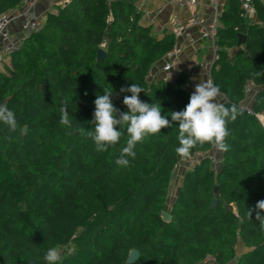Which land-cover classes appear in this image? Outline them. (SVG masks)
I'll return each instance as SVG.
<instances>
[{"label":"trees","instance_id":"obj_1","mask_svg":"<svg viewBox=\"0 0 264 264\" xmlns=\"http://www.w3.org/2000/svg\"><path fill=\"white\" fill-rule=\"evenodd\" d=\"M21 2L0 0V14ZM255 5L261 23L242 16L237 0L225 3L211 79L221 103L235 105L239 115L227 124L221 166L207 154L212 145L191 150L201 156L168 208L170 222L161 212L182 160L171 112L184 110L193 92L184 74L171 83L150 72L173 49L175 35L158 36L135 0H69L5 54L0 105L14 112L18 126L12 132L0 121V264H48L47 251L67 244L70 252L56 264H127L131 248L140 251L131 264H200L207 256L215 264H264V228L255 212L247 214L264 200V128L244 105V87L253 81L250 107L264 111V1ZM239 33L246 36L241 46ZM100 47L107 54L97 61ZM132 83L143 88L142 101L160 104L171 127L138 143L135 158L121 167L126 126L117 125L120 140L102 152L86 131L94 130L97 95L112 88L114 106L126 112L123 99L131 93L120 89ZM65 101L71 128L59 123Z\"/></svg>","mask_w":264,"mask_h":264},{"label":"clouds","instance_id":"obj_2","mask_svg":"<svg viewBox=\"0 0 264 264\" xmlns=\"http://www.w3.org/2000/svg\"><path fill=\"white\" fill-rule=\"evenodd\" d=\"M120 92L131 93L123 99L127 107L126 112H121L114 106L110 98L113 95V89L104 88L103 94L97 95L94 101V119L91 121L94 130L86 131L81 127L78 130L81 133L86 131V134L94 141L96 150L102 152L120 140L122 132L117 130L116 126H126L128 134L126 147L122 149L116 164L127 167L130 163L128 158L134 159L136 156L134 151L136 145L150 135L161 133L162 128L171 127V122L161 114L162 109L159 103L150 104L139 98V94L143 92L141 86L132 83L127 88H121ZM221 95L219 86L214 85L210 80L201 79L195 85V90L190 95L184 110L171 112V120L178 122L180 146L176 152L181 157H188L193 148L205 143L212 145L218 153L228 151L229 146L225 143L229 135L227 124L234 122L239 113L235 105L229 108L219 102ZM59 111V123L71 128L72 123L66 101L62 103ZM0 121L8 125L10 131L17 130L15 114L6 105H0ZM253 212H255V219L259 221V226L264 228V214H262L264 213V200H259L254 208L247 209L249 218ZM44 259L48 264H56L60 259V254L55 248H51Z\"/></svg>","mask_w":264,"mask_h":264},{"label":"crops","instance_id":"obj_3","mask_svg":"<svg viewBox=\"0 0 264 264\" xmlns=\"http://www.w3.org/2000/svg\"><path fill=\"white\" fill-rule=\"evenodd\" d=\"M63 0H38L35 5V11L38 16L44 19L49 11H52L54 7L62 4ZM201 9L204 13L210 14V2L209 0H200ZM227 0H225L226 2ZM135 4L138 10L142 14V20L144 23L152 24L154 30L158 36H162L164 32L173 33L171 25L174 19H178L180 24L184 26L182 35H175L176 45L179 46L180 51L178 53V63L175 66L174 71L178 74H184L187 78L185 84L186 89L189 91L195 86L201 79H211V69L213 67L212 57L213 48L209 40L201 38L199 30L196 26H192L189 22L192 17V13L196 7H184L180 8L171 3L170 0H135ZM247 20L254 23H261L257 10L253 17H247ZM9 30L12 34V39L15 43L24 35L21 19H16L11 22ZM192 40L189 42V40ZM237 50V47H231L228 49L229 56H233ZM5 56L4 45L0 42V57ZM7 60V58H6ZM164 58L157 61L151 69V78L161 79L164 78V72L162 70ZM0 68L3 64L0 62ZM192 92V91H191ZM257 87L247 93V97L244 100V105L251 106V103L256 95ZM224 100L222 94L219 98V102ZM209 155H215L217 157V164L221 166V153H218L214 148L207 152ZM201 154L194 155L195 161H198ZM182 162V161H181ZM185 164V162H183ZM187 166V165H186ZM187 168V167H186ZM184 173L181 175V184L177 191H180L184 181ZM179 193V192H178ZM177 194V193H176ZM177 196V195H176ZM172 200L171 203H173ZM241 246V241H239ZM243 247V246H242ZM244 250V248H242ZM200 264H215L214 262H206ZM233 264V263H231Z\"/></svg>","mask_w":264,"mask_h":264},{"label":"built area","instance_id":"obj_4","mask_svg":"<svg viewBox=\"0 0 264 264\" xmlns=\"http://www.w3.org/2000/svg\"><path fill=\"white\" fill-rule=\"evenodd\" d=\"M38 0H22L21 4L18 6L5 11L0 14V42L4 45V53H9L14 49L23 39L24 35L38 30L43 23V19L38 16L35 11V5ZM69 0H63L62 4L68 2ZM172 4L177 7H196L195 11L192 13L190 24L196 26L199 30L201 38L207 39L211 42L213 48V64L219 58L220 46L217 43V32L221 25V17L223 15L225 0H209L210 2V14L204 13L201 7L200 0H170ZM240 5L241 15L245 18L253 17L256 14V0H237ZM264 1V0H260ZM54 12H57V7L53 8ZM16 19H21L22 28L24 35L15 43L12 39V34L9 30V26L12 21ZM171 30L174 35H182L184 31V26L180 24L178 19H174L171 25ZM192 40L190 39L189 42ZM180 51L179 46L175 44L173 49L168 51L164 56V62L162 70L164 72V79L173 83L179 76L177 72L174 71L175 66L178 63V53ZM3 61V56L0 57V62ZM151 76V72H150ZM256 87L253 81H248L244 87L245 92L249 93L252 89ZM195 86L190 90L194 92ZM250 113L255 114L260 123L264 128V111L255 112L250 106L245 107ZM216 161L215 157H212ZM182 162H185L187 168L192 166L196 161L193 155L188 157H182ZM211 256L205 257L202 263L213 262Z\"/></svg>","mask_w":264,"mask_h":264},{"label":"water","instance_id":"obj_5","mask_svg":"<svg viewBox=\"0 0 264 264\" xmlns=\"http://www.w3.org/2000/svg\"><path fill=\"white\" fill-rule=\"evenodd\" d=\"M238 37H239L238 45L241 46V45H243L245 43L246 36L243 33H239ZM106 54H107L106 50L104 48L100 47L97 50L96 60L97 61L103 60L106 57ZM116 128H117V126H116ZM22 132H23V134L26 133V126H24L22 128ZM213 192H214L215 196L211 200V205L212 206H214L217 203V201H218V198H217L218 186L217 185L214 187ZM161 217H162V219L165 222H170L171 219H172V215L169 213V211L167 209L162 210ZM139 257H140V251L137 248H131L129 250V253H128V256H127V259H126V263L127 264L134 263L135 261H137L139 259Z\"/></svg>","mask_w":264,"mask_h":264},{"label":"rangeland","instance_id":"obj_6","mask_svg":"<svg viewBox=\"0 0 264 264\" xmlns=\"http://www.w3.org/2000/svg\"><path fill=\"white\" fill-rule=\"evenodd\" d=\"M186 167H187L186 164H184L183 162H179L173 172V178L171 181L168 199H167V207H166L167 210L170 207L172 200L175 199L176 195L179 192L177 190L179 189V186L181 184V175L184 173V171L186 172V170L188 169ZM55 249L60 254V259L64 258L70 252V247L68 246V244L59 246Z\"/></svg>","mask_w":264,"mask_h":264}]
</instances>
